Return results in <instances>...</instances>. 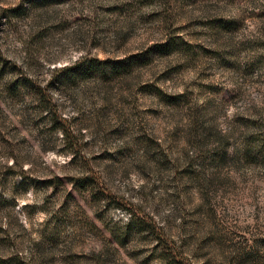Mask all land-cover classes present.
<instances>
[{
	"label": "rangeland",
	"instance_id": "obj_1",
	"mask_svg": "<svg viewBox=\"0 0 264 264\" xmlns=\"http://www.w3.org/2000/svg\"><path fill=\"white\" fill-rule=\"evenodd\" d=\"M263 9L0 0V264H264Z\"/></svg>",
	"mask_w": 264,
	"mask_h": 264
},
{
	"label": "trees",
	"instance_id": "obj_2",
	"mask_svg": "<svg viewBox=\"0 0 264 264\" xmlns=\"http://www.w3.org/2000/svg\"><path fill=\"white\" fill-rule=\"evenodd\" d=\"M263 14H264V9H263ZM93 67H95V65H91V64L88 65V63L85 64V62L83 60V61L77 62L74 67L65 66V67H62L61 69L57 70V72H58V75L60 74V76H63V75H67L68 72L82 73V72H84L85 69H91ZM56 80H57V78H56ZM63 134H64L67 145L71 148L72 151H76L77 150V142L75 140H72L73 137L72 138L70 137V135L68 134V131L66 129H63ZM252 138L253 139H251L252 141H250V142L251 143L254 142L253 147L256 145L257 146V148H256L257 152L264 155V127H262L261 136L252 137ZM79 180L80 181L78 184L80 186L95 187V185H99V183H94V179L90 175H84L82 177H79ZM50 183L53 184V181H50ZM28 184H30V183H28ZM106 197H109V195H106ZM158 241L161 243L162 246H165L166 243H163L161 237H158Z\"/></svg>",
	"mask_w": 264,
	"mask_h": 264
}]
</instances>
